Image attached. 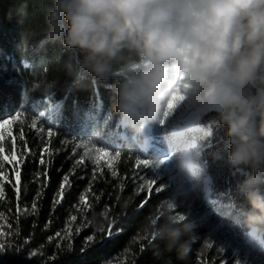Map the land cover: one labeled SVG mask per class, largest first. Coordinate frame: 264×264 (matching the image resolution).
Segmentation results:
<instances>
[{"label":"trees","instance_id":"1","mask_svg":"<svg viewBox=\"0 0 264 264\" xmlns=\"http://www.w3.org/2000/svg\"><path fill=\"white\" fill-rule=\"evenodd\" d=\"M50 3L0 0V121L16 117L26 143L36 142L37 132L28 128L42 114L48 116L51 131L44 154L35 145L37 154H29L17 139L23 146L17 170L12 166L0 180V264H239L210 243L218 225L227 226L238 239L250 231L239 210L250 208L246 193L251 175L228 164L227 128L217 114L207 113L198 122L211 135L200 131L196 136L195 160L212 179V200L203 199L199 213L182 220L191 234L182 258L175 251L158 257L155 226L161 217L174 220L168 207L174 191L141 183L136 166L137 159L159 157L157 144L142 154L140 132L133 134L118 123L112 87L116 80L67 75L66 67H75L82 56L47 38L43 10ZM81 140L119 153L114 168L71 157L73 143ZM65 175L70 186L56 204ZM251 187L264 194V173ZM225 208L232 209L231 215L225 217Z\"/></svg>","mask_w":264,"mask_h":264},{"label":"clouds","instance_id":"2","mask_svg":"<svg viewBox=\"0 0 264 264\" xmlns=\"http://www.w3.org/2000/svg\"><path fill=\"white\" fill-rule=\"evenodd\" d=\"M43 16L47 38L82 56L67 75L116 80L122 128L135 134L156 123L178 85H187L181 104L216 113L228 164L251 175L250 208L239 215L264 233V194L251 187L264 173V0H51ZM194 163L185 158L179 171ZM155 231L156 255L182 258L190 226L161 217Z\"/></svg>","mask_w":264,"mask_h":264},{"label":"rangeland","instance_id":"3","mask_svg":"<svg viewBox=\"0 0 264 264\" xmlns=\"http://www.w3.org/2000/svg\"><path fill=\"white\" fill-rule=\"evenodd\" d=\"M166 109L167 105L162 107L156 123H152L140 131L142 140L139 143V149L142 154H146L154 144H157L155 150L159 153V157L152 161L146 160L149 162L150 167L146 168L137 163L136 166L138 180L141 183L148 184L150 180H153L160 186L159 188H170L174 191V196L168 207L174 220L179 221L180 216L186 217L190 214H198L202 200H208L207 196H205V188L209 185L210 179L205 174L204 169L198 165V168L187 173L179 171L187 150H191L193 159L199 152L198 141L195 137L200 130L204 131L205 129L197 127V123H195V130L188 129L184 131L183 135H179L176 127L182 125L185 119L194 113L195 109L183 103L165 117ZM204 115L202 114L197 122ZM47 117L46 114H42L39 121L32 122L28 128L37 132V140L32 143H26V132L17 130L18 120H14L11 125L6 126L8 130L4 134V138L0 140V146L6 150L4 155L11 151L14 161L17 160L18 154L23 151V146L17 144V139H21V142L24 143V149L29 154H37V149L33 150L32 145H35L34 147L40 146V153L44 154L47 151L51 137V131L46 123ZM2 122L0 121V123ZM0 132H4V130L0 129ZM134 139L138 142L139 135H135ZM70 150L71 157H78L82 160L88 159L96 166L105 163V166L109 169L114 168L118 159V155L115 152L99 147L90 140H81L73 143ZM99 150L109 153V156L107 158L104 157L103 152ZM160 161L165 162L161 165ZM155 165H159V167H154ZM12 166V164L5 163L4 168L0 169V171L5 173V177L12 169ZM213 232L210 240L211 245L221 248L226 255L229 253L227 255L229 260L235 259L239 264H264V234L257 233L252 229L245 237L238 239L227 226L221 225H218Z\"/></svg>","mask_w":264,"mask_h":264},{"label":"snow or ice","instance_id":"4","mask_svg":"<svg viewBox=\"0 0 264 264\" xmlns=\"http://www.w3.org/2000/svg\"><path fill=\"white\" fill-rule=\"evenodd\" d=\"M186 87H187V85H178L177 88L172 92V94L169 97L168 104H167L165 117H167L170 112H173L182 103V101L184 99L183 89L186 88ZM15 119H16V117H13L12 120L5 119V120H3L2 123H0V129L4 130V132H0V140H2L4 138V134L8 130L6 128V126L11 125ZM5 151H6L5 148L0 146V169L4 168L5 163H9V164L13 165V171H16L17 170V167H16L17 162L14 161L12 152L9 151V153L7 155H4ZM99 151L103 152V150H99ZM116 154L119 155V153H116ZM103 156L107 158L109 156V153L103 152ZM164 162L165 161H160V164L162 165ZM40 163L41 164L44 163L43 159L40 160ZM136 163L137 164H141V165L145 166L146 168L150 167L149 166V162L146 161V160L137 159ZM154 167H159V165H155ZM45 177H47V172H45ZM4 178H5V173L3 171H0V180H3ZM16 179L19 180V175L18 174L16 176ZM153 183H156V182L153 181V180H150L149 181V186H151ZM46 186L47 185L45 184V187ZM66 186H70L69 177L67 175H65L63 177V181H62V183L60 185V191L56 194L60 199L54 200L53 201L54 203L58 204L63 199L64 189H65ZM158 190H162V189H158ZM18 192H19V189L17 188V198H19L18 197ZM2 194H3L2 193V184H0V195H2ZM38 195H42V193H40ZM85 200H86V197L82 196L81 197V202L83 203ZM32 208H33V211L36 210L35 203H33ZM72 219L75 220L76 217H72ZM179 219L182 221L184 219V217L180 216ZM155 222L156 221L154 220L153 223H155ZM108 235L110 237V236H112V233L109 232ZM57 236H59V233H57ZM152 238L155 239V236L152 235ZM92 239H93V237H91V236L88 237V241H91ZM3 247H4V245L0 244V248H3Z\"/></svg>","mask_w":264,"mask_h":264},{"label":"bare ground","instance_id":"5","mask_svg":"<svg viewBox=\"0 0 264 264\" xmlns=\"http://www.w3.org/2000/svg\"><path fill=\"white\" fill-rule=\"evenodd\" d=\"M203 113H199L197 112L196 110L194 111V113L192 115H190L189 117H187L185 119V122L182 124V125H179L178 127H176V130L178 132L179 135H183L184 134V131L186 130H195V123L197 122V120H199V118L201 117ZM185 158H192L193 159V154L191 152V150H187L185 152V155H184V159ZM198 168V164L194 163L193 167H192V170ZM211 183L209 182V185L205 188V193H206V196L209 197L210 194H211Z\"/></svg>","mask_w":264,"mask_h":264}]
</instances>
